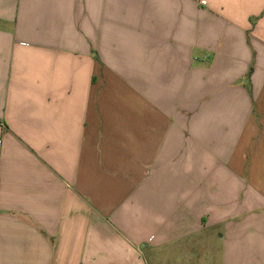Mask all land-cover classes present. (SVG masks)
<instances>
[{
	"label": "crops",
	"instance_id": "crops-1",
	"mask_svg": "<svg viewBox=\"0 0 264 264\" xmlns=\"http://www.w3.org/2000/svg\"><path fill=\"white\" fill-rule=\"evenodd\" d=\"M264 0H0V264H264Z\"/></svg>",
	"mask_w": 264,
	"mask_h": 264
},
{
	"label": "rangeland",
	"instance_id": "rangeland-1",
	"mask_svg": "<svg viewBox=\"0 0 264 264\" xmlns=\"http://www.w3.org/2000/svg\"><path fill=\"white\" fill-rule=\"evenodd\" d=\"M264 137V98L256 104L250 127L248 128L244 141H259Z\"/></svg>",
	"mask_w": 264,
	"mask_h": 264
}]
</instances>
